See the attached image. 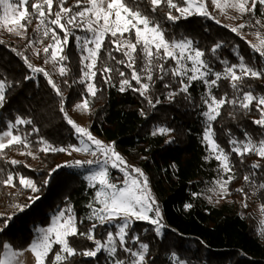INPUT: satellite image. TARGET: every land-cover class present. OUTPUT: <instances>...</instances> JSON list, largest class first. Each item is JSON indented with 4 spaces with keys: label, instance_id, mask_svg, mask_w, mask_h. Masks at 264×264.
Instances as JSON below:
<instances>
[{
    "label": "trees",
    "instance_id": "16d2710c",
    "mask_svg": "<svg viewBox=\"0 0 264 264\" xmlns=\"http://www.w3.org/2000/svg\"><path fill=\"white\" fill-rule=\"evenodd\" d=\"M73 4L75 0H68L66 6ZM144 6L160 23L169 39L179 40L186 37L194 41L195 46L205 52L204 58L214 71H223L221 60H228L230 64L239 62L233 51L237 45L246 62L258 68L264 65V58L254 52L247 42L213 20L193 15L173 23L164 15L168 10L166 5L156 13H151V6L146 0ZM173 14L178 15L174 10ZM36 24L37 21L33 20L24 39L13 35H6L4 40L0 37L5 42L0 44V77L6 78L12 84L7 92L8 103L0 109V130L5 128L9 120L14 121L17 115L34 122L33 125L21 126L22 134L31 131L33 126L39 129L38 133L29 137L36 159L21 155V146L5 149L6 155L4 159H0L2 174L18 171L32 178L41 189L35 194L40 199L31 208L19 212L10 205L29 203L27 198L33 193L29 189L21 188L18 179L14 181L17 185L15 189L0 185V213H16L11 221L12 227L0 233V241H7L18 248L26 246L35 237L37 229L48 227L57 210L68 204L73 207V214L84 221L79 224L80 230L86 231L92 223L84 219L90 211L87 205L94 200L96 191L79 174L66 167L53 173L50 183L43 185V181L49 178L50 169L63 164L66 152L45 154L38 151L40 145L37 141L43 137L57 147L78 144L74 129L65 121L64 114L60 111L61 99L64 100L67 112L82 101L81 93L85 96L87 93L84 84L74 82L81 78V52L74 38H70L66 50L68 60L63 62L69 71L67 75L54 79L61 88L63 97L56 95L42 73H31L23 60L11 50L15 48L17 51H24L36 66L31 49L26 48L28 39L37 40V32L34 31ZM75 34L88 35L82 31H76ZM60 35L62 37L63 34ZM216 43H221L222 47L213 53L211 50ZM113 55L117 59L124 58L119 52H114ZM37 63L41 66L43 59L37 57ZM140 64L142 66V62ZM103 66L119 68L131 79V70L115 64L106 51L102 52V63H98V67ZM167 66L173 67L174 62L169 61ZM26 75L33 76V79L25 80ZM108 75L111 76V82L106 84L98 73L96 84L100 90L95 97L87 96L89 130L95 137L114 143L117 151L146 168L153 177V191L163 213L166 228L161 236H157L152 225L136 222L130 233L138 235L139 242L149 244L147 260L150 264H171L172 253L182 258L185 264H264V211H261V227L252 208L243 206L250 194L260 206L264 204V190H256L254 185L243 179L245 175L255 172L256 175L252 178L255 184L264 183V171L251 168L253 162L258 160L264 165V160H260L253 153L246 155L243 158L244 163L241 164L240 157L232 153L236 178L229 186L231 194L218 206L208 200V192L221 173L218 171L217 161L205 159L207 152L202 143L205 127L202 112L205 108L201 100L205 95L204 84L193 82L189 89L190 99H186L185 94L181 93L169 101L166 98L168 92L178 88L179 78L168 75L160 80L159 70L154 69L157 78L150 95L153 101L158 97L161 103L152 108L131 88L119 91L122 77L118 72ZM65 80L68 84L64 83ZM131 83L133 87H139L135 81ZM165 83H169V88L164 87ZM246 85L256 94H264V79L246 78ZM213 91L218 96L227 93L229 99L234 92L228 80H222L220 86ZM142 110L144 115L141 114ZM259 118L255 102L247 112L238 106L226 105L221 110V116L214 122L217 142L230 152L229 139H243L245 131L259 140L264 137V129L252 123ZM160 126L170 127L173 131L166 135L153 136V131ZM169 139L172 142L166 143ZM11 159L23 163L13 166L6 162ZM25 164L30 167H25ZM173 164L175 168L172 167ZM241 187L248 193L247 197L236 191ZM14 192L17 193L15 196L12 195ZM193 193L199 195L193 196ZM186 203H191L192 207L186 210ZM106 227L97 228V238L106 236ZM71 242L81 249L94 247L93 242L82 237L71 238ZM129 246L135 249L138 244L129 241ZM54 249L58 250L59 247L55 245ZM119 257L128 259V255L122 250H119ZM107 260V254L101 252L97 258L76 256L73 264H107Z\"/></svg>",
    "mask_w": 264,
    "mask_h": 264
},
{
    "label": "snow or ice",
    "instance_id": "6c2138e0",
    "mask_svg": "<svg viewBox=\"0 0 264 264\" xmlns=\"http://www.w3.org/2000/svg\"><path fill=\"white\" fill-rule=\"evenodd\" d=\"M67 3L68 0H35V2L33 0H0V9L3 13L0 15V26L6 27L8 33L24 39L28 26L36 20L34 31L52 41L43 47V53L49 54L44 63L51 62L54 66L59 64L58 71L61 76L67 75L69 71L63 62L68 60L66 50L70 44V38H74L81 52V78L74 82L85 85L87 96L95 97L100 90L96 84L98 73L104 78V83L108 84L111 82V76L108 74L118 72L122 77L119 91L123 92L131 88L138 92L152 108L161 103L158 97L153 101L150 95L152 85L157 78L154 75V69L159 70L161 75L158 79L160 80H164L168 75L179 78L178 88L168 92L166 98L169 101L181 93L185 94L186 99H190L189 89L193 82H202L205 86V95L201 97L205 108L202 112L205 117L202 143L208 151L205 159H214L218 162V171L221 175L214 181V188L210 191H214L220 199L231 194L229 186L236 178L232 153L240 157L241 164L244 163L243 158L246 155L253 153L260 160H264V137L257 140L245 131L243 139L235 137L229 139L230 152H228L217 142L214 130V122L221 116V110L226 105L238 106L247 112L254 102L260 118L254 119L252 123L264 129V94H256L250 90V86L246 85V78L264 79V65L258 68L246 62L237 45L233 51L239 62L230 64L228 60H221V64L224 65L223 71H214L204 58L205 52L195 46L194 41L186 37L179 40L167 37L160 23L145 8V0H75V4L66 6ZM146 3L151 6V13L163 10V6L166 5L168 10L164 12V15L173 23L193 15L214 20L216 24L228 28L241 40L247 42L254 52L264 58V33L261 31L264 30V20L256 18L255 15L258 5L264 8V0H211V5L221 14L227 15V9L235 10L239 14L228 18L234 20L243 18V22L234 26L221 24V21L208 10V0H146ZM173 10L178 15L173 14ZM260 15L264 17V12ZM257 26L258 29L254 35L259 41L258 44L247 40L243 31ZM76 30L89 35H76ZM60 33L63 34L62 37ZM4 43L0 40V44ZM35 43L42 44L43 40L28 39L26 48L31 49L34 55L40 56V49L34 47ZM221 47V43H216L211 51L215 53ZM11 50L23 60L31 73H42L56 95L63 97L61 88L48 71L34 66L24 51H17L15 48ZM105 51L115 64L123 65L124 68L131 70V79L127 78L125 72L120 71L119 68L98 67V63H102V52ZM114 52L122 53L124 58L117 59L113 55ZM169 61L174 62L173 67L167 66ZM24 79L30 80L33 76L26 75ZM222 80H228L234 90L231 99L228 98L227 93L218 96L213 91L220 86ZM131 81H135L139 87H133ZM64 83L68 84V81L65 80ZM11 87L12 84L6 78L0 77V109L8 103L7 92ZM164 87L169 88V83H165ZM81 96L82 101L74 108L87 112L89 100L84 93H81ZM60 111L64 114L65 121L74 129L79 143L57 147L40 137L37 141L40 145L38 151L45 154L66 152L69 155L72 152H90L93 157H103V160H75L58 164L50 169L49 178L43 181V185L50 183L52 174L64 167L80 168L85 164H96L97 168L89 170L88 175L85 176L89 186L96 188L94 200L87 205L89 214L84 218L92 222L91 226L86 231L80 230L79 224L84 221L73 214V207L68 204L57 210V214L53 216L48 227L37 229V235L26 246L18 248L7 241H0V264H28L27 259H24L27 253L31 254L34 264H73L76 256L97 258L101 252L107 254V264H150L147 260L149 244L139 242L138 235H130L136 221L148 222L153 226L157 236H161L166 228L162 211L158 201L152 195L147 176L141 169L129 165L116 151L114 143L105 144L88 128L79 126L73 121L65 110L63 98ZM141 114H145L143 110ZM33 124L32 119L20 115H17L14 121L7 122L5 128L0 130V159H4L5 149H11L13 146L22 147L21 155L37 158L32 151V141L29 137L33 133H38L39 129L33 126L27 133L20 132L21 126ZM172 131L170 127L160 126L153 131L152 135H166ZM165 142L171 143L172 140ZM6 162L13 166L23 163L16 159ZM109 165L123 173V180L119 185L110 179ZM24 166L30 167L27 164ZM172 167L176 166L173 164ZM251 168L264 171V165L259 160L253 162ZM2 173L3 169H0V174ZM255 175L256 173L252 172L250 175H245L243 179L254 185L256 190H264V183L256 185L253 181L252 178ZM16 179L19 180L21 188L29 189L33 193L27 198L29 203L10 205L13 209L23 212L40 199L35 194L41 189L32 178L18 171L0 175V185L15 189L17 188L14 183ZM236 191L245 197L248 195L243 187L237 188ZM16 194V192L12 193L13 196ZM243 206L246 208L247 204L244 203ZM184 207L186 210L190 209L192 204L186 203ZM260 210L264 211V204L260 206ZM15 214L0 213V233L12 227L11 221ZM104 226H107L106 236L102 239L97 238V228ZM76 237L93 242L94 247L81 249L74 246L71 238ZM129 241L132 244H138V247L135 249L130 247ZM55 245H59L58 250L54 249ZM119 250L126 253L128 259L120 258ZM171 264H185V261L176 253H172Z\"/></svg>",
    "mask_w": 264,
    "mask_h": 264
},
{
    "label": "rangeland",
    "instance_id": "374dc122",
    "mask_svg": "<svg viewBox=\"0 0 264 264\" xmlns=\"http://www.w3.org/2000/svg\"><path fill=\"white\" fill-rule=\"evenodd\" d=\"M208 10L217 18L221 21V24H227V25H236L238 23H241L243 22V18H240V19H230L228 17H231V16H238L239 14L235 11V10H232V9H227L226 12H227V15H224V14H221L220 11L218 9H215V7L213 5H211V0H208ZM261 12H264V8H262L261 6H257V11H256V18H261L262 20H264V17H261ZM2 10L0 12V15H2ZM214 21V20H213ZM258 29V26L257 27H254V28H246L244 29L243 31L245 32L246 36H247V40L249 41H252L253 43H259L258 39L256 38V36L254 35V33L257 31ZM76 31H79V30H76ZM262 33H264V30H261ZM88 34V33H87ZM6 35H13L14 37L16 38H20L18 36H16L15 34H10L7 32L6 30V27L4 26H0V37L1 39H5V36ZM89 35V34H88ZM37 40H43V43H37L34 45L35 48L37 49H40V56H36L34 55L33 53V63L37 66V67H42L44 68L46 71H48L52 77V79L54 80L57 76H60L59 74V71H58V68H59V64L57 65H53V63H48V64H45L44 63V60L47 58V56L49 54H45L43 53V47L46 46L48 43H51L52 41L50 40V38H45L42 36L41 33H37ZM37 57H41L43 59V64L41 66H38L37 64ZM69 117L75 121L79 126H82V127H86L89 129V122H88V119H87V116L89 114V111L85 112V111H82V110H76L75 108L73 110H70V111H67ZM204 117V116H203ZM204 125H205V117H204ZM98 138V137H96ZM100 139V138H98ZM101 141H103L105 144H110L109 142L105 141L104 139H100ZM79 143V141H78ZM205 145V144H204ZM206 148V146H205ZM116 149V148H115ZM117 151V149H116ZM118 153H120L119 151H117ZM207 152V156H208V151L206 150ZM121 156L127 161V163L129 165H132L136 168H139L143 171V173L147 176L148 178V182H149V186H150V190L152 192V195L156 198V200L158 201L154 191H153V177L152 175L150 174V172L142 167L141 165L135 163L134 161H132V159L129 157V156H126L122 153H120ZM96 159H100V160H103V157H93L91 155V153H77V152H72L71 155H69L68 153H66L65 155V160L63 162V164L66 162V161H75V160H81V161H87V160H96ZM214 160V159H213ZM69 171H72V172H75L77 174H79L86 182L87 184L89 185V182L85 179V176L88 175V171L89 170H95L97 168V165L96 164H93V165H87L85 164L84 167H80V168H69V167H66ZM109 175H110V179L113 181V182H116L118 185L121 183V181L123 180V173L119 170V169H113L110 167L109 165ZM133 176H135V174H133ZM131 179V177L129 178ZM99 186L97 185V188ZM214 188V184L213 186L210 188L212 189ZM208 200L210 201L211 204L213 205H220L222 204L224 201H225V198L224 199H220L216 193L214 191H210L208 192ZM218 201V202H217ZM245 203L250 206L253 210V213L254 215L256 216L257 218V221L259 223V225L262 227V224H263V217H262V212L260 210V205L259 203H257L254 198H253V195L250 194L247 199L245 200ZM158 205H159V202H158ZM57 214V213H56ZM55 214V215H56ZM163 214V213H162ZM53 218V217H52ZM52 218H51V221H52ZM136 222H146V221H136ZM135 222V223H136ZM51 223V222H50ZM148 223V222H146ZM149 224V223H148ZM165 224V223H164ZM165 230V229H164ZM163 230V231H164ZM37 235V231L35 232V236ZM59 247V245H56ZM24 259H27V262L28 264H34V260L33 258L31 257V254L30 253H27L26 256L24 257Z\"/></svg>",
    "mask_w": 264,
    "mask_h": 264
}]
</instances>
